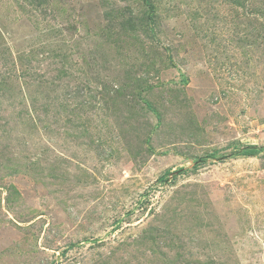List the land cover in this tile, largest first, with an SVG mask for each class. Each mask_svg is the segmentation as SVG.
<instances>
[{
  "label": "rangeland",
  "instance_id": "rangeland-1",
  "mask_svg": "<svg viewBox=\"0 0 264 264\" xmlns=\"http://www.w3.org/2000/svg\"><path fill=\"white\" fill-rule=\"evenodd\" d=\"M0 264H264V0H0Z\"/></svg>",
  "mask_w": 264,
  "mask_h": 264
}]
</instances>
